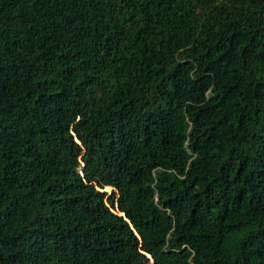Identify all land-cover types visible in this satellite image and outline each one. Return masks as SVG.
<instances>
[{"label": "trees", "instance_id": "trees-1", "mask_svg": "<svg viewBox=\"0 0 264 264\" xmlns=\"http://www.w3.org/2000/svg\"><path fill=\"white\" fill-rule=\"evenodd\" d=\"M0 264H264V0H0Z\"/></svg>", "mask_w": 264, "mask_h": 264}, {"label": "rangeland", "instance_id": "rangeland-1", "mask_svg": "<svg viewBox=\"0 0 264 264\" xmlns=\"http://www.w3.org/2000/svg\"><path fill=\"white\" fill-rule=\"evenodd\" d=\"M104 190L109 192L110 191V187H105Z\"/></svg>", "mask_w": 264, "mask_h": 264}, {"label": "water", "instance_id": "water-1", "mask_svg": "<svg viewBox=\"0 0 264 264\" xmlns=\"http://www.w3.org/2000/svg\"><path fill=\"white\" fill-rule=\"evenodd\" d=\"M120 215H123L122 213H120Z\"/></svg>", "mask_w": 264, "mask_h": 264}]
</instances>
